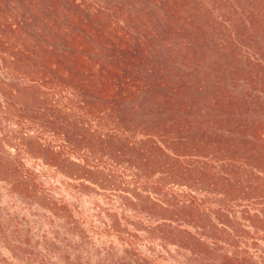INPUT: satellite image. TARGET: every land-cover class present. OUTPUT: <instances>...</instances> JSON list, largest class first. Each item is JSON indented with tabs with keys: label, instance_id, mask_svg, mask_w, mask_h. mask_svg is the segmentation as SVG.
<instances>
[{
	"label": "trees",
	"instance_id": "1",
	"mask_svg": "<svg viewBox=\"0 0 264 264\" xmlns=\"http://www.w3.org/2000/svg\"><path fill=\"white\" fill-rule=\"evenodd\" d=\"M89 1L0 0L14 34L8 43L0 38L1 62L27 78L9 84L8 115L50 132L78 156L83 164L62 162L76 178L102 173L87 170L93 157L150 175L161 202L152 199L151 214L200 230L198 237L182 229L164 234L200 264H253L238 239L263 246L264 261V0H201L215 8L211 34L197 13L185 20V0H148L145 34L143 16L129 7L134 0ZM202 29L196 44L186 38ZM211 44L220 48L202 58L200 49ZM29 93L32 102H24ZM234 204L245 205L239 218ZM207 239L229 243L233 255L219 256Z\"/></svg>",
	"mask_w": 264,
	"mask_h": 264
},
{
	"label": "rangeland",
	"instance_id": "2",
	"mask_svg": "<svg viewBox=\"0 0 264 264\" xmlns=\"http://www.w3.org/2000/svg\"><path fill=\"white\" fill-rule=\"evenodd\" d=\"M129 2L126 0L127 6ZM89 3L100 5L98 0ZM185 4V20L197 13L200 25L211 34L216 25L215 8L209 4L204 7L201 0H185ZM129 7L140 12L138 17L143 16L138 23L145 34L150 26V2L134 0ZM3 8L0 38L8 43L14 34L7 21L10 15L3 13ZM204 34L202 29L194 37L187 30L186 38L196 44ZM178 35L183 39L181 32ZM215 35L220 38L222 33L215 31ZM168 36L163 34L162 38L175 41ZM181 42L175 41V45H182ZM161 46L165 53L169 51L165 44ZM218 48L213 44L201 48L200 56L214 54ZM241 52L248 55L245 48ZM186 61L184 58L183 62ZM6 65L0 59V264H200L191 250L164 235L182 229L198 237L200 230L184 222H170L164 215L151 214L150 203L152 199L158 201V196L153 194L155 179L150 180V175L135 172L133 164L113 163L108 158L99 162L93 157L86 158L90 166L85 165L87 170L102 173L92 175V179L76 178L73 173L64 172L68 164L62 162L83 164L78 156L50 132L33 128L27 122L20 126L14 116L8 115L5 94L9 84L17 79L23 85L27 78L13 65ZM31 96L32 93L26 94L23 101H31ZM138 138L143 139L141 135ZM105 176H113L117 183L102 185ZM168 190L182 194L185 188L169 185ZM244 206H232L237 218ZM236 220L244 231H252L247 222ZM207 241L211 247L219 248V256L233 255L229 243L217 246L212 240ZM238 242L239 252H246L253 264H264L263 246H254L244 239Z\"/></svg>",
	"mask_w": 264,
	"mask_h": 264
}]
</instances>
